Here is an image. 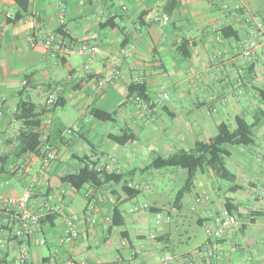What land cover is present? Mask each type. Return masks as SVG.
<instances>
[{
    "label": "crops",
    "instance_id": "0c3cea01",
    "mask_svg": "<svg viewBox=\"0 0 264 264\" xmlns=\"http://www.w3.org/2000/svg\"><path fill=\"white\" fill-rule=\"evenodd\" d=\"M62 2L69 7L67 35L98 45L99 54L63 57L30 44L29 34L39 30L64 36L58 23ZM236 7L240 10L233 15ZM163 15L169 17L167 24L156 21ZM249 39L258 42L252 58L243 54ZM85 64L90 65L92 78L74 80L72 74ZM114 68L117 77L99 86ZM133 82H146L150 116L127 99ZM57 85H63L60 96L65 104L47 109L45 100ZM259 89L264 90V0H30L25 10L17 0H0V233L8 229L2 199L20 197L36 178L34 208L61 188L67 194L58 203L62 214L44 222L47 216H43L29 238L33 264H151L165 255L193 257L195 264H264V217L254 222L248 218L250 209L264 212V198L255 197L257 187L264 186V102ZM163 94L169 99L159 100ZM21 99L37 106L41 138L44 130L48 133L38 153L19 149V136L25 130L16 118ZM94 110L115 114L112 120H101L93 116ZM237 116L259 123L254 144L241 146L254 148L252 161L247 166L235 163L240 167L236 176L241 189L233 192L231 186L225 188L212 179L194 180L180 209L162 204L145 177L152 173L148 170L152 161L188 151L198 141L209 142L221 123L236 128ZM75 125L76 131L67 134ZM122 134L135 139L125 144L111 140L112 135ZM230 151L228 159L233 157ZM49 153H55L56 159L45 168ZM99 154L118 159L119 166L111 173L120 176L119 182L81 189L61 183L48 190L54 177L80 170L85 165L82 160ZM21 164L28 165L27 172L10 171L11 165ZM247 170H252L253 178L245 174ZM137 187L145 190L131 197ZM89 189L102 193L104 201L86 197ZM140 196L147 198L139 202ZM227 201L242 214L236 215L235 230L216 242L218 258L195 257L208 238L190 248L197 238L192 224L204 227L210 216L226 208ZM145 205L171 209L175 220L152 225L155 214L144 210ZM135 207L140 210L135 212ZM67 218L73 219L79 232L73 243L63 240ZM152 234L158 235L156 240L150 238ZM0 258L3 264H18V243L0 250Z\"/></svg>",
    "mask_w": 264,
    "mask_h": 264
},
{
    "label": "built area",
    "instance_id": "2783aa9c",
    "mask_svg": "<svg viewBox=\"0 0 264 264\" xmlns=\"http://www.w3.org/2000/svg\"><path fill=\"white\" fill-rule=\"evenodd\" d=\"M227 4L223 8H227ZM69 7L67 3L62 2L60 4V15L58 23L65 35L58 37L55 32L44 33L43 30H39L37 33L29 34V41L32 46L41 45L46 49L52 50L57 56H69L73 54H79L83 56L93 57L101 52L98 45H91L85 40H76L67 35L64 27L66 26L67 16L66 12ZM239 7H236L233 11V15H238ZM248 20L251 17H247ZM156 21L167 24L169 17L163 15L162 18H157ZM258 42L256 39H249L244 44V56L246 58L253 57L256 52ZM126 52V49L122 51ZM88 75H93V71L89 64H85L81 69L76 70L72 74V78L77 81L85 79ZM118 71L114 68L111 70L110 75L106 79H100L98 84L104 87L114 77H117ZM63 89V85H57L47 96L45 100V106L47 109H52L60 97V93ZM168 100L167 94L161 95L159 100ZM139 107L146 112L149 116L152 114V108L150 105L140 98L135 100ZM1 114V112H0ZM77 125L70 127L67 130V134H71L76 131ZM42 140L46 141L48 133L44 130L42 133ZM56 159L55 153H49L43 161V167L47 168L52 161ZM86 164L91 171L98 174L111 173L115 168L119 166L118 159L112 154L92 155L87 159ZM10 171L27 172L28 165L21 164L19 166L11 165ZM38 180L33 179L28 188L23 192L20 197H8L2 199L1 210L6 216L4 222L8 229L2 230L0 233V250L4 251L11 242L18 243V264H33V258L29 248L30 236L40 227L41 218L43 216L62 214V209L58 205L59 201L62 200L67 194L65 188H61L55 195H46L42 199L41 205L37 208L33 207V201L37 195ZM144 191V188H139ZM256 195L264 198V186L259 185L256 189ZM255 195V196H256ZM86 197H93V201L102 202L104 201L103 194L95 192L93 189H89L86 192ZM196 202L200 203L201 198L197 197ZM140 209L135 207L134 211L137 212ZM142 210V209H141ZM144 210L149 211V205L144 206ZM249 211H253L250 209ZM87 215L91 212L87 211ZM175 220L173 214L169 212H157L155 213V222L157 225H170ZM66 229L63 236V240L68 243H73L79 239L78 229L71 218L66 219ZM238 224V219L235 215L230 214L226 209L217 215L210 216L207 223L205 224L204 230L208 238L205 244L201 245L195 252V257L200 259H211L218 258L216 242L222 240L227 234L232 233ZM158 235L152 234L150 238L156 240ZM44 243V240L41 241ZM195 264L193 257H180L175 259L174 257L165 255L158 262L151 264ZM85 264H91L86 262Z\"/></svg>",
    "mask_w": 264,
    "mask_h": 264
},
{
    "label": "trees",
    "instance_id": "16d2710c",
    "mask_svg": "<svg viewBox=\"0 0 264 264\" xmlns=\"http://www.w3.org/2000/svg\"><path fill=\"white\" fill-rule=\"evenodd\" d=\"M30 0H17L21 5L23 10L26 9L27 4ZM60 33L65 35L64 31L60 29ZM188 52L184 53V56L187 57ZM92 78V75H88L86 79ZM148 88L146 82H133L128 86L127 99L135 101L137 98H140L142 101L148 103L150 98L147 94ZM259 96L261 102H264V90L259 89ZM64 100L62 96L59 97L58 101L54 105V109L64 106ZM37 106L32 103L30 100L21 99L18 104L16 118L22 120L24 123L25 130L21 132L20 138V151L25 152H35L38 153L41 143L43 142L38 128L40 126V120L38 119V113L36 112ZM93 116L101 120H112V117L115 113H104L100 111H92ZM236 128L232 129L227 123H221L218 126V134L213 137L209 142L205 143L198 141L195 143L194 147L188 151L180 150L175 154L168 157H156L152 163L149 165L148 170H159L168 167H178L183 168L188 171L187 179L184 186L177 192L176 197L172 203L173 208L180 209L182 199L184 196L190 192L192 182L195 180L199 172H205L209 170L213 174L224 181L230 183L231 188L234 191L240 190V185L237 184V176L235 173L230 171L226 165L227 159L231 156V147H240V146H251L254 144L253 134L255 132V127L259 124L258 121L249 123L244 117H236ZM135 137L130 135H112L111 140L119 144H125L128 141L134 140ZM87 160H82L85 165L80 168V170L69 173L65 176L60 177L62 184H69L76 189H81L87 184H91L95 188L102 186L104 183L109 182H119L120 176L114 173H104L98 174L94 171H91L87 164ZM53 187L49 183L48 190H52ZM136 190V189H135ZM140 190L134 191L131 195L136 196ZM257 197V195L255 196ZM231 201H227L226 210L232 215H238L242 217V214H239L238 206L232 205ZM150 212H169L172 214L171 209L164 208H150ZM256 217H264V212L249 211L248 218L250 222H254ZM53 218L52 215H49L42 219L46 221ZM208 221V219H207ZM205 222V224L207 223ZM117 222V221H115ZM116 224V223H115ZM117 224H119L117 222ZM203 225V223H200ZM205 227V225H204ZM220 241V240H219ZM207 242H210L207 240ZM211 243V242H210ZM4 260L0 258V264H3Z\"/></svg>",
    "mask_w": 264,
    "mask_h": 264
},
{
    "label": "rangeland",
    "instance_id": "374dc122",
    "mask_svg": "<svg viewBox=\"0 0 264 264\" xmlns=\"http://www.w3.org/2000/svg\"><path fill=\"white\" fill-rule=\"evenodd\" d=\"M252 58V57H249ZM246 78H250V75L248 72L246 73ZM233 84V83H232ZM234 86L237 87L238 83L234 82ZM256 100V99H255ZM247 100H243L244 106L247 107L246 105ZM248 108V107H247ZM250 120V119H249ZM233 150V157L231 159H228L226 162V165L230 171L236 174L240 170V167L236 168L235 163H241L245 166H247L248 163L252 161L253 156L250 154V149L254 150V148H246V147H231ZM246 151L244 153H240L241 151ZM240 151V152H239ZM245 171V169H241ZM209 170H206V173L203 175L202 173H198L197 177L195 178V182L199 183L200 182H205L208 180L212 179V182L215 181V183H218L219 185L229 188L230 183L227 181H224L220 178H210ZM242 172V171H241ZM247 176H251L250 178H253V172L252 170H247L245 173ZM188 171L183 168H178V167H168L164 169H159V170H154L152 169V173L149 175L145 176L146 179L150 180L152 182L151 186H153L154 192H157L158 195L160 196L162 204H168V203H173L177 192L184 186L186 179H187ZM209 176V177H208ZM211 182V181H210ZM227 196L233 197L238 199L239 196L238 194H232L228 193ZM146 196H140L139 202H143L146 200ZM188 199V197H186ZM187 202V200H186ZM152 225L155 223V217H151ZM192 229L196 231L197 233V238L193 241V243L190 244V248H193L197 246L198 244L202 243L206 238L205 230L204 227L197 225V224H192ZM177 234H180V231L177 230ZM179 236V235H178Z\"/></svg>",
    "mask_w": 264,
    "mask_h": 264
},
{
    "label": "water",
    "instance_id": "95a60500",
    "mask_svg": "<svg viewBox=\"0 0 264 264\" xmlns=\"http://www.w3.org/2000/svg\"><path fill=\"white\" fill-rule=\"evenodd\" d=\"M55 181H56V183H55ZM60 184H61V181H60V179L57 178V177H54V178L51 180V186H52V187H57V186H59Z\"/></svg>",
    "mask_w": 264,
    "mask_h": 264
}]
</instances>
